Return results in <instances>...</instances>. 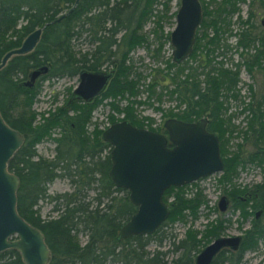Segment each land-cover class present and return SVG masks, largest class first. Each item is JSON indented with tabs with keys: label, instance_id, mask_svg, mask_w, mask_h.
Wrapping results in <instances>:
<instances>
[{
	"label": "trees",
	"instance_id": "16d2710c",
	"mask_svg": "<svg viewBox=\"0 0 264 264\" xmlns=\"http://www.w3.org/2000/svg\"><path fill=\"white\" fill-rule=\"evenodd\" d=\"M241 1L245 0H200L203 17L192 52L181 62L164 59L165 66L153 67L149 74L151 79L145 86L148 98L152 94L160 97L163 91L155 93V89L162 82V89L184 104L180 112L163 111L156 106L164 116L187 121L208 116L207 129L217 133L223 160L218 180L223 188L226 183L230 184L223 192L229 196L232 210L239 211L241 221L252 215L251 225L243 230L239 247L236 250L223 248L211 264H251L244 260V252L257 249L260 238L264 237V179L251 186L231 183L238 167H244L247 162L264 163V28L251 20L252 10L246 18H241ZM157 2L163 5L160 12L154 11ZM259 4L264 9V0H259ZM70 7L60 20L51 21ZM169 8L170 0H0V59L7 50L19 46L23 37L36 26L51 21L34 49L12 55L0 68L1 114L24 137L7 163L20 180L17 210L42 231L50 248L47 264H106L107 261L165 264L167 251L148 248L150 241L156 238L161 242L164 225L188 220V216L195 219L200 207L207 205L201 188L187 194L188 184L171 185L163 193V199L170 205L166 220L152 233L119 237V229L136 206L130 201L128 190L115 185L109 176L110 144L101 138L103 129L97 124L91 130L87 128L92 111L108 97L111 98L109 108L123 113L122 119L161 131L162 125H152V117L136 113V105L149 101L137 98L142 79L147 76L135 72L129 58L137 46L146 47L153 58H158L165 40H169L170 32L164 33L161 23L170 16L167 15ZM234 14L241 23L239 30L232 28ZM152 16L155 17L153 32L157 44L150 48L143 26ZM83 32L93 46L80 52L71 41ZM232 35L237 37L235 48H242L241 58L234 66H227L216 54H224L232 48L226 41ZM248 48L254 51L248 52ZM41 64L48 65L47 72L33 87L23 85L28 72ZM242 66L251 76L258 71L263 86L257 97L249 85L252 98L240 110L248 113L245 129L232 122L234 113H227L226 104L229 96L238 97L237 83ZM102 67L112 70V76L99 95L90 101L70 100V92L63 104L48 110L47 114L42 111L40 119H36L32 103L44 78L78 75L83 68L98 70ZM124 97L127 102L121 106L118 100ZM108 116L111 123L119 120L112 112ZM239 132L244 140H251L252 149L244 148L242 142L230 149V139ZM47 138L55 142L51 157L36 151V144ZM57 177L67 178L71 190L49 193L46 184ZM42 199L52 202L57 214L42 217L37 208ZM257 210H260L259 216H256ZM227 222L228 219L217 217L202 230L188 226L184 236L173 242L174 250L178 251L173 264H194L200 246L221 235ZM80 232L87 235L83 243L79 239ZM0 264L25 263L17 249L7 248L0 252Z\"/></svg>",
	"mask_w": 264,
	"mask_h": 264
},
{
	"label": "water",
	"instance_id": "95a60500",
	"mask_svg": "<svg viewBox=\"0 0 264 264\" xmlns=\"http://www.w3.org/2000/svg\"><path fill=\"white\" fill-rule=\"evenodd\" d=\"M70 10L71 7L51 21L60 20ZM202 17L200 0H179L175 26L169 33L172 61L181 62L192 52ZM51 21L36 26L23 37L19 46L7 50L0 59V68L12 55L34 49ZM261 22L264 25V16ZM47 70L46 64L33 68L24 84L32 85L35 78ZM111 76L112 70L81 69L70 100H92L104 90ZM206 122L204 116L193 121L170 116L163 121L166 130L163 133L137 126L128 119H120L102 130L101 138L110 144L109 176L115 185L128 190L129 199L136 206L135 212L119 229V237L152 233L166 220L170 205L163 199V193L169 186L190 183L223 169L218 135L207 129ZM23 140V134L8 123L0 111V252L14 248L19 251L25 264H47L50 248L42 231L18 212L17 189L20 180L7 166L9 158ZM227 206L228 198L222 194L218 208L224 211ZM258 214L259 210L256 216ZM241 240L242 234L214 237L196 253L194 264H211L220 250H236Z\"/></svg>",
	"mask_w": 264,
	"mask_h": 264
},
{
	"label": "rangeland",
	"instance_id": "374dc122",
	"mask_svg": "<svg viewBox=\"0 0 264 264\" xmlns=\"http://www.w3.org/2000/svg\"><path fill=\"white\" fill-rule=\"evenodd\" d=\"M245 0L239 3L240 7V15L241 18H246L248 12L252 10L253 15L251 20L255 21L257 24H260V18L264 15V9L260 6L259 0ZM179 6V0H170V8L167 12V15L170 14L169 17L162 20V29L164 33H169L175 26V14L177 7ZM155 12H160L163 8L162 3L157 2L154 4ZM154 16L149 18L144 26L143 31L147 34L150 48H153L157 44V38L155 33L153 32V28L155 25ZM237 14H234L232 17V28L234 30H239L241 28V23L238 22ZM261 25V24H260ZM263 28L264 26L261 25ZM120 33L118 34V36ZM236 35L228 36L226 39L227 43L232 46L231 49L226 50L224 54L218 53L216 54L217 59L224 60V64L227 66H234V62L238 61L241 58L240 51L241 47L235 48L236 45ZM73 47L80 52L85 50H89L93 45L89 41V36L86 32L81 33L78 36H74L72 39ZM221 48L219 49V51ZM248 52L254 51L253 49H247ZM172 45L170 44V40H165L162 45L158 58H153L151 53L143 46H137L130 52L129 62L133 65V70L135 72H140L144 74V80L142 79V84L140 85V91L137 98L142 100H147V102H143L141 104L136 105V113L141 115H147L153 118V126H160L165 118L168 116H164L161 110L156 109V106H160L162 110L172 109L174 112H180L184 107V104L180 103L178 98L175 95L170 96L166 89H162L163 83H159L155 89V93L160 90L163 91V94L160 97H157L155 94H152L150 98H148V90L145 88L146 83L151 79L149 74L153 71L152 68L156 66L164 67L165 62L164 59L171 58ZM246 52V50L244 51ZM105 67H102V69ZM202 74L200 77L202 78ZM239 81L237 83L238 88V97L234 98L232 96L228 97V105L227 113H234L232 118V122L235 123L238 128L245 129L247 126L246 115L248 114L246 110L240 111L243 105L250 101L251 96V88L252 85L253 91H256V96L258 97L259 93L262 90V77L258 71H254L253 75L246 71L245 67H241L239 72ZM78 83V75H62V76H53L49 78H44L40 83V89L36 95V99L32 103V108L37 112L36 119L39 120L41 117V112L43 111L47 114L48 110L55 109L56 106L61 105L66 100V97L70 94L73 87ZM171 84L168 85V88ZM111 98L103 99L102 103H100L93 111L91 121L87 125L88 130H91L95 124H97L100 128H104L110 123L109 113L112 112L115 114L117 118L123 117V113H119L113 111L109 108L108 101ZM119 104L123 106L127 100L126 98H120L118 100ZM56 133V132H55ZM53 133V134H55ZM242 142L244 144V148L252 149L251 140H244L242 132H239L237 136H234L230 139L229 145L230 149L236 148V143ZM54 145L55 142L52 139H44L36 144V151L38 154L43 156L51 157L54 153ZM221 174L220 172H215L203 176L196 181H192L188 184L186 188V193L190 194L193 190L197 188H201L203 193L207 199V205H202L199 210L198 217L192 219L188 216V220H177L173 223H168L162 227L164 232V236L161 239V242L158 239H152L148 244V248H160L166 250L165 264H173L172 259L178 254V251L174 250V243L177 242L179 238L184 236L185 230L188 226H192L198 230H202L205 227V224L210 220H215L217 217L228 219V222L225 224L226 228L221 234H242L243 230L250 227L252 215L247 217V219L240 220L239 211H233L231 205L225 211H220L217 207V201L221 194L224 192V188L229 185L226 183V187L223 188V184L219 182L218 178ZM264 179V163L262 165H257L252 162H247L244 167H238V173L234 177L231 183H235L239 186H251L254 183L260 182ZM195 182V183H193ZM47 191L51 194L55 192H62L65 190H71V184L67 178L57 177L54 180L48 182ZM228 185V186H227ZM90 195L93 194V191L89 192ZM171 199V198H170ZM37 208L39 209V213L42 217L54 216L57 214V211L52 209V202L48 201V199L39 200L37 204ZM241 221V223H240ZM87 238V235L83 232L79 233V239L83 243ZM209 243V242H208ZM204 244V243H203ZM202 248V245L200 246ZM244 260L247 263L256 264L259 261L264 262V237L260 238L258 247L255 250H246L243 255ZM106 264H119L116 261H107Z\"/></svg>",
	"mask_w": 264,
	"mask_h": 264
},
{
	"label": "flooded vegetation",
	"instance_id": "af4514ba",
	"mask_svg": "<svg viewBox=\"0 0 264 264\" xmlns=\"http://www.w3.org/2000/svg\"><path fill=\"white\" fill-rule=\"evenodd\" d=\"M264 15H262V17H263ZM262 17L260 18V24L261 25H263L262 24V22H261V19H262ZM264 26V25H263ZM41 36H42V34H41ZM41 38V37H40ZM40 40V39H39ZM38 43V42H37ZM36 46V45H35ZM251 49H253V48H251ZM254 50V49H253ZM42 65V64H41ZM47 65V64H46ZM38 66H40V65H38ZM37 66V67H38ZM35 68V67H34ZM33 69V68H32ZM31 69V70H32ZM103 69H105V68H103ZM29 73V72H28ZM42 74H40V75H38V77H36L35 78V80L33 81V83H32V85H26V84H24V82L28 79V75H27V77L24 79V80H22V84L23 85H25V86H27V87H33L34 85H35V83H36V81H37V79L41 76ZM78 80H79V78H78ZM80 100H82V101H85L84 99H80ZM168 117H170V116H168ZM172 117H177V116H172ZM202 117V116H201ZM204 117H206V120H207V122H206V127H207V123H208V121H209V118H208V116H204ZM177 118H179V117H177ZM181 119V118H180ZM183 120V119H182ZM164 121V120H163ZM187 121V120H186ZM144 127H146V126H144ZM165 130V128H164V126H163V122H162V128H161V131L160 132H163V133H166V130ZM156 131V130H155ZM223 194H225V193H223ZM222 195V194H221ZM226 195V197L228 198V206H227V208L229 207V205L231 204V201H230V198H229V196L227 195V194H225ZM219 200V199H218ZM217 207H218V201H217ZM227 208L225 209V210H227ZM219 209V208H218ZM224 210V211H225ZM259 214H260V210H259ZM259 214H258V216H259ZM264 263V262H263Z\"/></svg>",
	"mask_w": 264,
	"mask_h": 264
}]
</instances>
